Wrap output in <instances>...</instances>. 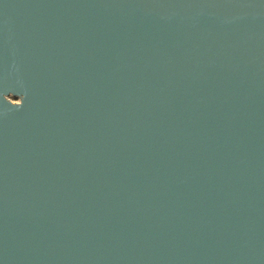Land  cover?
I'll return each mask as SVG.
<instances>
[{"label":"water","instance_id":"1","mask_svg":"<svg viewBox=\"0 0 264 264\" xmlns=\"http://www.w3.org/2000/svg\"><path fill=\"white\" fill-rule=\"evenodd\" d=\"M0 264H264V0H0Z\"/></svg>","mask_w":264,"mask_h":264},{"label":"rangeland","instance_id":"2","mask_svg":"<svg viewBox=\"0 0 264 264\" xmlns=\"http://www.w3.org/2000/svg\"><path fill=\"white\" fill-rule=\"evenodd\" d=\"M13 99V98H12Z\"/></svg>","mask_w":264,"mask_h":264}]
</instances>
